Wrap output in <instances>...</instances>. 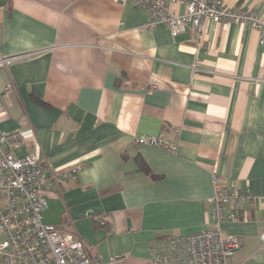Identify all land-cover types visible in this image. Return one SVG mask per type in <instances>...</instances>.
Here are the masks:
<instances>
[{
	"label": "crops",
	"instance_id": "crops-1",
	"mask_svg": "<svg viewBox=\"0 0 264 264\" xmlns=\"http://www.w3.org/2000/svg\"><path fill=\"white\" fill-rule=\"evenodd\" d=\"M223 2L264 16V0ZM148 18L112 0H0V57L27 55L0 69V131L55 172L88 163L50 188L43 222L95 264H149L155 239L211 229L213 173L264 197L261 34L208 21L199 42L191 28L140 32ZM251 216L222 225L242 241L233 264H264L263 206Z\"/></svg>",
	"mask_w": 264,
	"mask_h": 264
},
{
	"label": "built area",
	"instance_id": "built-area-1",
	"mask_svg": "<svg viewBox=\"0 0 264 264\" xmlns=\"http://www.w3.org/2000/svg\"><path fill=\"white\" fill-rule=\"evenodd\" d=\"M112 1L122 5L132 3L148 12L149 18L140 32L153 31L164 24L176 37L191 28L201 42L204 25L210 21L216 25L248 26L258 31L264 42V16L253 9L228 7L223 0ZM171 4L183 6L185 12L171 9ZM26 56H1L0 69ZM12 90L9 85L5 93ZM140 143L168 148L160 137H144ZM22 144L19 133L0 131V264H95L78 236L43 222L50 188L66 179H77L88 163L77 161L66 171L55 172L48 164L40 162L36 154L18 157L14 151ZM212 181L213 227L193 235L155 239L149 248V264H233L232 259L241 249L242 241L240 237L225 233L222 225L251 221V210L257 204L264 208V197L240 191L218 173H213ZM260 238L264 252V231ZM111 264H118V261L113 258Z\"/></svg>",
	"mask_w": 264,
	"mask_h": 264
},
{
	"label": "trees",
	"instance_id": "trees-1",
	"mask_svg": "<svg viewBox=\"0 0 264 264\" xmlns=\"http://www.w3.org/2000/svg\"><path fill=\"white\" fill-rule=\"evenodd\" d=\"M142 167H143V165H142ZM251 217H252V216H251ZM98 223H100V221H99ZM101 223H102V222H101ZM101 223H100V224H101ZM102 225L105 226V222H104V221H103V224H102Z\"/></svg>",
	"mask_w": 264,
	"mask_h": 264
}]
</instances>
